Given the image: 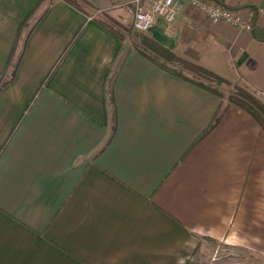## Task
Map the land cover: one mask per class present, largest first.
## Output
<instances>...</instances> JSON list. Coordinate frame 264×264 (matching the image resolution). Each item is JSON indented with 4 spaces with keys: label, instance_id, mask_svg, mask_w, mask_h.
I'll return each instance as SVG.
<instances>
[{
    "label": "crops",
    "instance_id": "obj_1",
    "mask_svg": "<svg viewBox=\"0 0 264 264\" xmlns=\"http://www.w3.org/2000/svg\"><path fill=\"white\" fill-rule=\"evenodd\" d=\"M47 1L0 0V85L16 65L0 86V264H193L221 241L257 255L259 122L230 104L205 132L220 98L98 22L131 20L132 0ZM178 1L144 35L264 93V18L248 32Z\"/></svg>",
    "mask_w": 264,
    "mask_h": 264
},
{
    "label": "trees",
    "instance_id": "obj_2",
    "mask_svg": "<svg viewBox=\"0 0 264 264\" xmlns=\"http://www.w3.org/2000/svg\"><path fill=\"white\" fill-rule=\"evenodd\" d=\"M52 1L53 0H48L47 4L51 3ZM65 1L72 6L83 10L79 5L76 4V2H74V0ZM98 22L107 30L112 32L115 36L122 39L121 33L117 29L108 23H105V21L98 19ZM28 25L29 24L27 21L24 22L22 29L27 28ZM135 48L164 71L204 87L218 97L222 98L212 118V122L205 132L209 131L219 121L222 114L230 104H235L249 112L259 122L262 130H264V105L252 91L239 85L237 82L229 81L228 79H225L224 77L219 76L208 69H205L191 61L185 60L184 58L175 55L171 51L147 37H143L142 41L135 45ZM15 68L16 65L12 64L11 70L8 74V81L9 79H12ZM7 80L5 78L2 79L1 85H4ZM221 84L232 86V89L228 91L226 96H224V93L218 88Z\"/></svg>",
    "mask_w": 264,
    "mask_h": 264
},
{
    "label": "built area",
    "instance_id": "obj_3",
    "mask_svg": "<svg viewBox=\"0 0 264 264\" xmlns=\"http://www.w3.org/2000/svg\"><path fill=\"white\" fill-rule=\"evenodd\" d=\"M132 3V28L141 33H146L159 18L167 23L174 21L182 9L178 0H152L147 5L142 0H132ZM190 6L213 23H226L248 32L253 29L254 15L264 18V4L260 3L254 6L229 7L219 0H190ZM261 95L264 96V93Z\"/></svg>",
    "mask_w": 264,
    "mask_h": 264
},
{
    "label": "rangeland",
    "instance_id": "obj_4",
    "mask_svg": "<svg viewBox=\"0 0 264 264\" xmlns=\"http://www.w3.org/2000/svg\"><path fill=\"white\" fill-rule=\"evenodd\" d=\"M74 2H76V4L82 9H86L90 12H94L96 9L94 5H91L85 0H74ZM105 16V23H108L117 29L121 33L122 39H128L133 48L142 41L143 37H146L144 33L137 32L132 28V19H128L126 22H119L107 15ZM218 88L224 93V96H226L228 91L232 89V86L221 84ZM256 97L264 105V96L261 95ZM221 99L222 98H220V101ZM193 264H264V249H262L260 241L259 252L257 255H239L233 247L224 244V242L221 241L215 243V245L208 250V254L207 256H204V258L196 257Z\"/></svg>",
    "mask_w": 264,
    "mask_h": 264
}]
</instances>
